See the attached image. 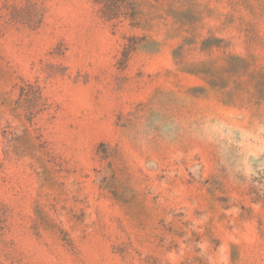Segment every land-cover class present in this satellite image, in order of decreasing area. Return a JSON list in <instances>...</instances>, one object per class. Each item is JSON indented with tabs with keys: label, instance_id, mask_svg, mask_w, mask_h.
I'll return each instance as SVG.
<instances>
[{
	"label": "rangeland",
	"instance_id": "1",
	"mask_svg": "<svg viewBox=\"0 0 264 264\" xmlns=\"http://www.w3.org/2000/svg\"><path fill=\"white\" fill-rule=\"evenodd\" d=\"M103 1L0 0V264H264V0Z\"/></svg>",
	"mask_w": 264,
	"mask_h": 264
},
{
	"label": "trees",
	"instance_id": "2",
	"mask_svg": "<svg viewBox=\"0 0 264 264\" xmlns=\"http://www.w3.org/2000/svg\"><path fill=\"white\" fill-rule=\"evenodd\" d=\"M109 0H104V4L107 5ZM109 6H106L105 9L103 10L104 14H109L110 13ZM253 195L255 196L256 201H264V196L259 195L258 191H252Z\"/></svg>",
	"mask_w": 264,
	"mask_h": 264
}]
</instances>
